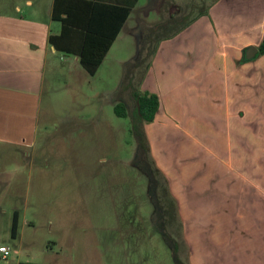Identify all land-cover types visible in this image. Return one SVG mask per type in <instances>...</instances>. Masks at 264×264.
I'll list each match as a JSON object with an SVG mask.
<instances>
[{
	"label": "rangeland",
	"instance_id": "374dc122",
	"mask_svg": "<svg viewBox=\"0 0 264 264\" xmlns=\"http://www.w3.org/2000/svg\"><path fill=\"white\" fill-rule=\"evenodd\" d=\"M166 1H138L140 9L131 12L95 75L77 65L71 71L61 70L46 83L32 157H25L21 148L0 145V246L9 248L6 262L0 253V264H189L190 248L183 239V224L177 219L203 211L208 214L204 216H211V224L218 231L228 227L229 231L249 235L261 231L260 224L250 230L253 223H246L255 209L244 204L245 196L251 194L253 200L255 191L245 195L242 181L237 182L240 186L235 192L222 187L226 174L223 167L215 165L210 152L211 128L202 120L198 131L189 109L183 112L184 119L194 127L184 125L181 130L178 126L179 132L168 130L163 138L165 158L159 163L169 172L164 176L166 186L170 192L174 189L178 199L176 220L171 218L168 225L164 216L159 217L154 196L161 191L154 193V183L138 161L134 100L121 86L124 64L134 57L137 41L147 27L175 16L178 20L167 27L176 29L174 37L199 11L191 7L186 15L170 16L175 8ZM186 1L189 6L191 2L201 3ZM212 1L203 0V4ZM71 59L68 57L67 62ZM165 73L158 75L160 81L174 85L177 75L173 69L168 66ZM140 75H135V82L143 90V82L137 81ZM208 82L211 84L212 77H205L204 86L217 87ZM180 88L182 95L185 90ZM165 100L162 97L156 121L148 127L155 134L154 146L156 134L168 118L184 124L177 119L180 110L173 111L174 104ZM118 102L125 104L126 117L114 113ZM195 136L201 142H195ZM212 201V206L199 205ZM15 213L17 229L12 237Z\"/></svg>",
	"mask_w": 264,
	"mask_h": 264
},
{
	"label": "crops",
	"instance_id": "0c3cea01",
	"mask_svg": "<svg viewBox=\"0 0 264 264\" xmlns=\"http://www.w3.org/2000/svg\"><path fill=\"white\" fill-rule=\"evenodd\" d=\"M138 1L131 12L140 9ZM167 1L175 8L170 16L186 15L191 7L199 11L192 23L159 43L142 81V89L156 90L160 101L154 120L144 124L151 156L162 174L169 176L159 163L165 158L163 138L168 130L194 127L184 119L183 112L189 109L198 131L202 120L211 128L210 152L215 165L223 167L226 174L222 187L235 192L240 186L237 182L242 181L245 195L255 191L253 200L251 194L245 196L244 204L255 209L246 223H253L250 230L256 223L261 226L257 234L249 235L229 231V227L218 231L211 224V216H204L205 211L180 216L177 221L183 224V239L190 248L189 264H264V54L258 50L251 57L245 54L249 46L257 49L264 35V0H213L207 5L201 0L190 6L186 0ZM52 4L53 0H0V145L21 148L27 158L35 153L46 83L61 70L71 71L80 65L76 56L67 62L70 56L62 55L48 42L50 34L60 31V23L51 17ZM61 64L67 66L61 68ZM168 66L177 75L174 85H165L158 77L167 75ZM205 77H212L217 87L204 86ZM212 82L208 84L214 86ZM180 87L185 90L183 96ZM172 91L177 95L171 96ZM162 97L174 104L173 111L180 110L177 119L184 124L168 118L156 134L154 146L155 134L148 127L156 121ZM193 139L201 142L196 136ZM218 168L215 170L221 175Z\"/></svg>",
	"mask_w": 264,
	"mask_h": 264
},
{
	"label": "trees",
	"instance_id": "16d2710c",
	"mask_svg": "<svg viewBox=\"0 0 264 264\" xmlns=\"http://www.w3.org/2000/svg\"><path fill=\"white\" fill-rule=\"evenodd\" d=\"M137 1L53 0L51 17L60 23V31L57 34H50L48 42L62 55L76 56L80 66L89 75H94ZM196 17L197 15L186 23L184 21L182 25L185 23L184 26H187ZM177 20L178 18L171 16L166 21L156 23L155 27H147L144 36L137 41L134 57L124 64L121 86L123 91L128 90L134 100L132 119L133 129L137 136L138 161L143 164L151 182L153 181L154 193L161 191V195L155 193L154 197L157 198L155 202L161 214L159 217L164 216L163 222L168 225L171 224V218L176 220L177 202L166 186L164 175L155 165L144 130V124L154 120L160 101L156 93L140 90L137 87L135 75L140 72L141 75L138 76L137 81H143L159 43L176 32L175 28L170 31L167 27L172 26L170 24ZM257 50L258 54H264V35ZM113 109L119 117L128 115L127 108L122 102L116 103ZM16 229L17 215L15 213L11 229L12 237L16 236ZM174 251L177 254L176 246ZM175 257L179 260L178 256L175 255Z\"/></svg>",
	"mask_w": 264,
	"mask_h": 264
},
{
	"label": "built area",
	"instance_id": "2783aa9c",
	"mask_svg": "<svg viewBox=\"0 0 264 264\" xmlns=\"http://www.w3.org/2000/svg\"><path fill=\"white\" fill-rule=\"evenodd\" d=\"M0 253L2 254V259L6 262L9 255V248L6 246H0Z\"/></svg>",
	"mask_w": 264,
	"mask_h": 264
},
{
	"label": "water",
	"instance_id": "95a60500",
	"mask_svg": "<svg viewBox=\"0 0 264 264\" xmlns=\"http://www.w3.org/2000/svg\"><path fill=\"white\" fill-rule=\"evenodd\" d=\"M257 51V49L253 46H249L245 49V54L247 57H251L254 55V53Z\"/></svg>",
	"mask_w": 264,
	"mask_h": 264
}]
</instances>
